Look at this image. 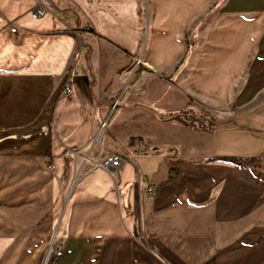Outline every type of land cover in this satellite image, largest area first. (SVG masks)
Wrapping results in <instances>:
<instances>
[{"label":"crops","instance_id":"1","mask_svg":"<svg viewBox=\"0 0 264 264\" xmlns=\"http://www.w3.org/2000/svg\"><path fill=\"white\" fill-rule=\"evenodd\" d=\"M37 1L0 0L7 264L49 231L48 264H264V0Z\"/></svg>","mask_w":264,"mask_h":264},{"label":"rangeland","instance_id":"2","mask_svg":"<svg viewBox=\"0 0 264 264\" xmlns=\"http://www.w3.org/2000/svg\"><path fill=\"white\" fill-rule=\"evenodd\" d=\"M12 28H14V27H11V29ZM11 29H10V31H11ZM68 82H70V81H68ZM200 111H203V110H200ZM117 149H118V147L117 148L116 147H113V150H117ZM84 160H87V159L84 158ZM66 194H67V192L64 191L63 192V201H62L63 203L65 201ZM53 219H54V214H53V217H52L51 221ZM47 220L49 221V217L47 218ZM55 237H56V233L54 231H49L47 233V238H46V248L45 249L44 248H41V249H39V251H37V250H35L33 248L32 249H26L24 251V253H21L22 252L21 249L15 250V256L16 255H19V254L21 255V258H19L17 260V262H18L17 264H48L50 261L51 262H54V263L59 262L58 260L54 261L51 258V254H52L53 250L54 249L59 250L57 248L58 247L57 244L55 243ZM145 246H147L149 250L154 249V248H152V246H150L148 244H146ZM61 250H68V249H61ZM258 250H259V248L255 252H258ZM260 250L262 251V249H260ZM6 252H7L6 251V248L1 246L0 247V264H7V262L5 261ZM70 252H71V250H70ZM240 256H242V260L243 259L246 260V254L244 253L243 250H240ZM238 263L239 264H247L246 261L245 262L244 261H240ZM10 264H13V263L10 262ZM70 264H72V263H70ZM144 264H151V263H149L148 261H145L144 260Z\"/></svg>","mask_w":264,"mask_h":264},{"label":"built area","instance_id":"3","mask_svg":"<svg viewBox=\"0 0 264 264\" xmlns=\"http://www.w3.org/2000/svg\"><path fill=\"white\" fill-rule=\"evenodd\" d=\"M51 8V4L49 1L47 0H41V1H37L36 4L31 8L30 10V18L34 21L39 20L43 17H45L49 10ZM12 33L16 32L15 28L11 29ZM139 61L136 62V64H138ZM72 92V85L71 82H68V84L66 85V87L64 88V94L65 95H69ZM106 126V122H102L100 127L101 129H103ZM122 160L118 155H110L107 156L105 158H103L99 163H97L95 165L96 168H101L105 171H109L112 169H116L120 166ZM144 194L146 195V197L148 199H150L153 195H154V189L152 186L147 185L144 188ZM70 250H57L54 249L52 254H51V258L52 260L56 261L59 260L60 258H62L63 256L70 254Z\"/></svg>","mask_w":264,"mask_h":264},{"label":"trees","instance_id":"4","mask_svg":"<svg viewBox=\"0 0 264 264\" xmlns=\"http://www.w3.org/2000/svg\"><path fill=\"white\" fill-rule=\"evenodd\" d=\"M169 120L176 121L194 131L210 132L215 126V120L210 114L204 111H194L190 108L172 115ZM232 162L243 165L246 160L232 159Z\"/></svg>","mask_w":264,"mask_h":264}]
</instances>
